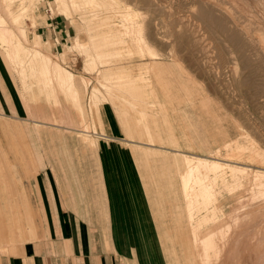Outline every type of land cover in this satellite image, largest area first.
<instances>
[{
	"label": "rangeland",
	"instance_id": "obj_1",
	"mask_svg": "<svg viewBox=\"0 0 264 264\" xmlns=\"http://www.w3.org/2000/svg\"><path fill=\"white\" fill-rule=\"evenodd\" d=\"M53 1L54 0H42L41 2H39L38 5H36L35 10H33L32 12V14H34V18H32L33 20L30 17L31 11L28 10L29 13H27L26 11L28 15H25L26 14L25 13L24 15L26 18L23 17L24 20L23 18L21 20H22V23L25 24L24 28H25V32L27 30L26 32L27 38L22 37L24 35L20 33V30L17 29L18 28L17 26H13L14 30L16 31L18 35L15 37L14 43L19 41L29 51L27 52V54L25 53L27 57L25 55H22L23 58L24 57L26 58V59L24 58V61L25 60L27 61L30 59L31 61H33L32 62L33 65L31 66L28 65V63L27 64L24 63L25 66H28L27 68H25V69H28L27 70L28 72L26 71L23 77L25 78V80L22 79V76H20L19 72L16 71V63H13L14 66L13 68H11V66L7 62L6 57L4 55L5 51H2L3 49H0V64L2 68L5 70V74L10 77L9 81L11 80L10 82L12 83V87L15 92V96L17 100L22 104L23 108L25 107L24 109L21 110V113H20L21 118H13V117L6 116V115L4 117H0V169H2V173L5 177V180L8 183V188L11 191V195L13 197L14 203L21 206L24 209L23 207L24 200L22 198L23 196L27 198V202H28V205L31 211L30 213L33 214V217H32L34 221L33 223L38 222L41 224V219H40V213L37 207V203L36 201H34L35 194L32 190L30 183H31L32 178L35 176V171L37 167L36 161L38 160L42 161V158H43L42 152L44 148L43 145L45 144V141L48 144V146L52 145L54 148L55 145H61V142L64 139L70 140L72 136L73 138L78 140V142L83 141L86 145H91V146L93 145L95 147V143L94 144L92 143L94 140L91 138V134L92 132H94L95 135H99V134L101 135V133L102 134L107 133L106 132V121L104 118V111L106 112L107 107L109 105H111L116 111L117 117L122 127H123V124H125V126L126 125L132 126L133 130L131 133L136 136L135 141L145 145V147H142V148L148 147L145 144L147 143V141L145 140L147 139V137L144 135L145 125L151 126L154 138L156 139L159 138L161 130H164L163 128L164 124L167 127L166 129H169L170 127L169 122L164 123L163 119L161 118L160 113L162 111V113L165 112L166 114H169V116H171V114L173 113V111L171 110L173 108V105H172V102H173L175 104L174 109L176 110V112H181L182 110L186 109L187 110V112L185 113L186 116H189V113H190V117H192L195 123H197L196 124V133L198 135L197 137L200 140L203 139V142L211 138L210 133H215V135L219 137V140H223L224 139L223 134L228 133L230 134L229 137L235 138V137L240 136L238 131L239 132L242 131L241 133H243V130L245 129L244 133L249 134L251 138L257 141L258 144L262 143L260 145H262L264 149V134H262V131L264 130V119H261V118H264L263 116L264 114L263 113L264 111V92H263L264 91L263 89L264 88V80H263L264 79V56L257 53L258 49L254 47L253 45H251L250 43V37L256 36L257 35L256 33L263 34L264 36V17H263L264 16V11H263L264 10V6H263L264 0H259L260 3H258L259 2L258 0H238V1L237 0H229V1L226 0L225 2L223 0H219V2L223 6H225L226 8L229 7L232 13L235 12L233 13V15L235 16L233 18L234 21H232V19L230 18L228 21V17H227L228 15H222L219 12H217L219 14L216 13L217 16L220 15L219 17H223L225 19L227 18L226 20L223 19L224 20L223 24L226 25L225 28L224 26L220 27V25H214L212 26V28L209 26L207 27L208 25L207 22L203 21L202 19L201 20L198 19V16L200 18V13H201V8H200L201 1L200 0H189L190 2L188 0H187L188 2L186 0H180L174 3L172 6H169V7L162 6L163 7V8L161 7L163 9L162 11H161L160 6L158 7L157 4H153L154 6L153 5L150 6V5H141V4H135L133 2H130V7H127V8L123 6L124 4H121L122 11L124 12L131 11L134 14L133 20L135 24L137 26L139 24V26H141V30L144 29L143 30L144 32H141L142 36L147 37L146 39L150 42L152 47L155 49L154 51H156L157 55L154 56L152 52H149L147 50L142 51V53L144 54L141 55L139 51L137 52L136 50V44L135 43H134L135 45L130 44L131 40L130 38H128L129 36L126 37L120 34V37H123V40L126 42V45L124 44L125 49H121V55L119 54V56H110L112 62L109 63L107 68H114L113 70L114 72L113 71L112 72L116 73L115 70L119 68L117 70L119 72L121 70L120 68L124 66L122 67L124 71L130 72L133 76H139V74L140 75L144 74L145 76L143 75V77L145 78L148 77L147 81H145L146 79L144 81L139 80L138 83L142 82L143 84L145 83L147 84V85H144V90L146 91V95H148V92L154 93L156 98H153V99L157 100L156 101L157 103L159 102V100L160 101L162 100L161 94L163 95L164 92L166 93L164 94V96L167 95L172 98L175 97V99H169V102L164 105L165 107L164 110L161 109L160 104H157L159 113H155L147 109L149 110V114H147V116L145 117L146 118L145 121L140 120V113H139V110H141L142 107L144 106V102L142 104V98L140 97L135 98L131 96V92L134 90H132V88L130 87L129 88L127 87L123 88V86L122 87L120 86L121 88L117 87L119 85L114 83L113 77H111V79L113 78L112 80L109 78L103 77V74L106 72L104 71L105 69L99 65L98 59H96V62L94 61L96 64L93 62V60H95L94 58L95 57V54H94L95 40L96 41L99 40L98 30L102 29L103 26L101 24H103L104 23L103 20H106L108 17L106 18V16H104L105 19H103V16H100L97 18L94 16H91V17L89 16L87 18H83V17L81 18V16L77 14L72 19L66 20L64 16L59 15L56 12L55 7L53 5ZM186 3L188 4L186 5ZM195 3L197 5H195ZM106 5L107 4H105L104 9H101L103 10L102 11L103 13L106 11L105 10ZM257 5L259 6L258 8H257ZM48 6L52 7L51 9H54V13L52 11L50 12ZM102 6L104 7L103 4ZM231 6L232 8L234 6L235 9L230 8ZM244 6H247V7H244ZM103 7H100V8H103ZM188 7L191 10L195 9L196 7L197 8L195 9V11L194 10L191 11ZM100 8H98V10ZM158 8L160 9L158 10ZM247 8L249 9L251 8V9L249 10ZM197 9H199L200 12ZM165 10L168 12H166ZM179 10L180 12H176ZM134 11L136 12L134 13ZM163 11L165 14L163 13ZM190 11L195 12V13H191ZM196 12H199L198 15H196L197 14ZM162 13L165 16H163ZM237 13L238 15H236ZM168 15L170 16V18ZM236 16H239V17H236ZM28 17H29V20H28ZM182 17H183V21L181 20ZM244 17H246V20L244 19ZM58 18L63 19L65 22L68 23V27L72 28L70 29L72 30V33L70 34V37H68V41L63 40L61 39L60 36H56V35L53 36L52 39H49V40L46 37L43 38L41 36L42 31H43L42 28L46 26L47 20H49V22L51 23L52 21H55ZM190 18L193 20H191ZM247 18H249V21ZM109 19H111V21L110 20L107 21L108 19L106 21L110 22V24H112L113 26H115L116 24L118 29L123 28L122 25L125 21L124 18L120 19V16L119 17L115 16V18L114 16H112V17H109ZM184 19H186V22L184 21ZM100 20L102 23L100 22ZM189 20L191 21L188 22ZM235 21L236 23H234ZM250 21H253V23L255 21V23L253 24L251 22L252 23L251 24ZM245 22H248V23H245ZM23 24L21 25L19 24V26H23ZM199 24L201 25L200 28H199ZM244 24L245 25L247 24V26H245ZM193 25L195 26L194 28H193ZM255 25H259V26L261 25V26L256 27ZM99 26H100V29L96 30L97 28L95 27L99 28ZM196 28L198 29L196 30ZM55 29H57V27ZM237 30L239 31L238 33H237ZM256 30H259L261 32H258V31L256 32ZM200 31H202L203 33ZM195 33H196V36H195ZM38 34L41 36L42 44L40 46H35L34 42L36 40V35ZM246 35H248L249 37ZM230 36L231 38H233V40L230 39ZM77 37H79L80 41L86 45V49L90 51L89 53L86 54L84 51H79V50L75 51V50L69 49V47H71L74 44V39ZM247 37L248 39H246ZM221 38H224V40ZM225 41H227L226 44L229 47L225 44ZM246 43L248 46H246ZM209 45L210 46L212 45V47H210ZM128 46H132L135 49L134 53L131 55L128 52ZM233 47L236 49H234ZM35 50L36 51L38 50V52L40 51L41 53H44V55L48 56L53 61L59 63L64 69H67L73 72L76 76H78V79L80 80V82H78V86L79 87L84 86L85 88V91L82 92L83 94L82 102H77L75 99H72L71 93L67 91V86H63V84L60 83L56 79V77L51 75L49 78V75H43L39 71L40 69L39 67L43 62L42 60H40L41 56L40 57L36 56V57L31 58L32 53L34 54ZM219 50H220V53H219ZM254 50H256V52ZM241 51H243L242 54H241ZM146 52H149V53H146ZM62 54H66L67 55V56L65 55L66 58L62 56ZM237 54H240V55H237ZM92 55H94L93 58H92ZM247 56L248 57L250 56L251 58H248ZM261 59L262 61H260ZM88 61L89 63L91 61L93 62L91 67L86 66V63L88 64ZM123 69L121 70V72L123 71ZM233 69H235L236 71ZM256 71H259V72L256 73ZM234 73H236L237 75L236 74L234 75ZM26 77L29 79H27ZM82 77L84 78L87 77L86 81H83ZM258 77H261L262 79L261 78L258 79ZM23 82L24 83L27 82L28 84L25 85ZM147 82H150L151 86ZM95 87L99 91L98 100H97L98 106L97 105L95 106V97H94ZM236 88H237V91L239 90L238 92L236 91ZM50 92H52V94H50ZM122 96L123 97L125 96L126 98L125 97L123 98ZM121 99L124 100L123 101L124 106H125L124 108L122 107L123 102L121 101ZM24 100L28 102L29 106L25 104ZM130 101L132 103L136 101L137 105H132ZM81 106L83 107V112L81 111ZM148 106L152 107L153 105L149 104ZM151 107L150 109H152ZM124 109L126 110L125 113L123 112ZM180 117L182 119L181 115ZM100 120H102L101 123L103 124L99 128L101 124L99 123ZM238 124H242V125L238 126ZM255 127L257 129L259 128L258 132H256L257 130H255ZM16 129L17 130L20 129V130L14 131ZM55 129L56 130L58 129L57 130L58 132L53 131ZM197 129L199 133L197 132ZM83 130L88 131V133L83 134L84 133ZM85 135H90V136H85ZM91 139H92V142H91ZM138 147H141V146H138ZM187 150H190V148L188 147ZM191 151H193L192 148H191ZM37 163L39 164V162ZM13 174L15 175V181L12 180L14 179ZM16 180H18L19 183ZM22 191L24 192V194L21 193ZM250 191L251 190L249 186L247 187L244 186L243 188L241 187L240 189H238L236 191V194L234 193L233 195H227L226 201H228V204L225 203L226 204L225 209L227 211V214H230L231 212L232 213L231 215L233 216L237 213L239 215H236V216L238 218L240 217L239 220L231 219L230 221L231 230L229 229L228 236H227V242L229 241L228 242L229 246H234V247H236L235 245H239V247H242V248L244 246L246 247H250L253 245L254 247L256 246L255 247L256 249L254 248V250L253 248L252 249L246 248V249H249L247 250L249 252L252 250L255 254V257L260 255L261 257H257L256 259L259 258L258 262L260 261L259 262L260 264H264V258H263V255H264V232H263L264 231V228H263L264 227V221H263L264 203L262 202L263 199L260 200V198H257L256 201L257 203L259 202V204H257L255 201L254 205L256 207H253L252 206L253 201L251 202L252 195ZM241 198L242 199L246 198L244 201H247L249 205H247L246 203L243 209L241 208L242 210L239 209L240 212L236 210L235 211L236 213L234 212L233 214V211L230 210V205H232L233 202H236L237 199H241ZM250 205H251V208L253 207L252 211L254 210L255 213L251 212ZM1 206L2 204H1V197H0V218H3L2 217L3 215L1 213V209H2ZM246 207H248L247 212L246 211L243 212L244 209L246 210ZM241 211L243 212L242 214H241ZM257 212H260V213L262 212V213L260 214ZM250 214H253V216H251L250 220L249 219L247 220L246 216H248L249 218ZM261 216L263 219L261 218ZM242 219L246 225L243 224ZM251 220H253V222ZM1 223L5 226L3 221H1ZM239 224L240 225L243 224L241 228L239 227L240 226ZM232 225L234 227H232ZM258 226L260 228L263 226L261 228L263 230H261ZM245 227H246V230H245ZM252 227L256 228L257 230L254 231L255 229H253ZM241 230H244L245 232ZM7 232L8 231L5 226L4 227L5 236L1 237L0 235V244L1 242H4L5 244L3 245L5 246L9 245L7 243L9 241ZM260 233L263 234V238H262V234L260 235ZM183 235H184L183 233L175 234L176 236L175 239L178 240L180 244L185 245L188 240H186V238L183 239ZM246 235H250V236H246ZM236 236H238V238ZM242 237H243V240H242ZM239 238L241 239L239 240ZM248 239L249 241L251 240L250 242L252 243V245L251 243L249 244ZM232 241L234 242L232 243ZM240 244L243 246H241ZM257 244L259 245V247ZM234 249H228V250L229 252L233 251L235 253L236 249L235 250ZM258 249L260 250L257 251ZM241 251H243V249L237 250V253H236L237 255L235 254V258H234L239 263L242 260L240 259ZM179 261H180V264H192L189 258L179 259L178 262ZM230 264H236V262L234 261L233 263L231 262Z\"/></svg>",
	"mask_w": 264,
	"mask_h": 264
},
{
	"label": "crops",
	"instance_id": "obj_2",
	"mask_svg": "<svg viewBox=\"0 0 264 264\" xmlns=\"http://www.w3.org/2000/svg\"><path fill=\"white\" fill-rule=\"evenodd\" d=\"M42 29L41 36L48 40L56 35L68 41L72 33L68 23L59 18L51 23L47 20ZM9 79L0 64V117L21 118L24 108ZM164 94L158 103L154 93L148 92L151 99L133 96L146 104L139 110L140 120L141 115L149 114L145 108L150 101L154 103L151 111L159 113L157 104L164 110L169 99H175ZM132 105H137L136 101ZM172 105L171 116L160 113L170 127L166 129L164 124L158 139L151 126L145 125L146 148L135 141L132 126L120 125L111 105L104 111L107 133L91 134L95 147L82 145L72 136L54 148L45 141L42 161H36L30 183L41 224L32 219L36 236L33 238L27 225L31 234L26 241L11 244L7 204L20 211L0 169V234L5 236L6 226L9 238L8 246L0 244V264H177L181 250L191 244L189 240L186 247L180 244L175 234H189L190 230L186 224H177L171 203L184 200L177 157L194 153L189 141L194 138L195 121L190 113L186 116V109L176 112ZM204 143L201 139L200 155ZM13 178L15 181L14 174ZM22 199L23 216L32 218L27 198Z\"/></svg>",
	"mask_w": 264,
	"mask_h": 264
},
{
	"label": "bare ground",
	"instance_id": "obj_3",
	"mask_svg": "<svg viewBox=\"0 0 264 264\" xmlns=\"http://www.w3.org/2000/svg\"><path fill=\"white\" fill-rule=\"evenodd\" d=\"M42 0H0V49H3L2 51L4 52V55L6 57L7 62L9 63V65L11 66V68H13L14 64L16 63V71L19 72L20 76H22V79L25 80L24 74L28 69V66H25L24 63H28V65H33V61L30 60H25L22 55H25V53L27 54L28 49L22 45L19 41L14 43L15 37L18 36L16 31L14 30L13 26H17L20 30V33L24 36V38H27V30L25 32V28L24 25L22 23V18L25 17V15H28L27 13L28 10L31 11L30 13V17L31 19L34 18V14H32L33 10H35L36 5H38L39 2H41ZM177 1L180 0H54L53 1V5L55 7L56 12L59 15H62L66 18V20L68 19H72L75 15H80L81 18H87V17H100L106 16L107 21H111V19H109V17L114 16H120V19L124 18V23L122 25V29H118L116 24L115 26H113L112 24H110V22H107L106 20H103L104 23L101 24L103 27L101 30L100 26L95 27L97 28L96 30H98L99 32V40L96 41L95 40V60H93V62H96V59L99 60V65L104 68L106 71L103 74V77L105 78H109L111 79V77L114 78V83L118 84L119 86L117 87H127V88H132L131 92V96H135V95H140L143 97H147L149 99H151L150 95H146V91L144 90V85H147L146 83L143 84L142 82L138 81H147L148 77H143V75L139 76H133L130 72L124 71V69L122 66L120 69L123 71L121 72V70L118 72L117 70L116 73H113L114 68H107L109 63H111V58L110 56H119V54L121 55V49H125L124 48V44L126 45V42L123 40V37H120V34L123 36H126L128 38H130L132 45L136 44V50L137 52L139 51V53L141 55H143L144 53H142V51H149L152 52V54L154 56L157 55L156 51H154L155 49L152 47V45L150 44V42L146 39L147 37L142 36L141 32H144L143 30H141V26H138L135 24L133 18H134V14L131 11H122V6L121 4H124V7H130V2H133L135 4H141V5H153V4H157L158 7L160 6V8L162 6H172L174 3H176ZM187 1V0H186ZM189 1V0H188ZM187 1V2H188ZM201 1V13H200V18L198 16V19H202L203 21L207 22V27H211L214 25H220L224 26L225 28V24L224 20L225 18L223 17H219L217 16V14H222V15H228V21L229 18L233 20V18L235 17L233 15V12L231 11V9L226 8L225 6H223L219 0H200ZM224 2L226 0H223ZM229 1V0H228ZM238 1V0H237ZM259 1V0H258ZM190 2V1H189ZM247 2V1H246ZM48 3V1H47ZM192 3V2H191ZM228 3V2H226ZM225 3V4H226ZM234 3V2H233ZM236 3V2H235ZM260 3V1L258 2ZM263 3V1H262ZM50 4V3H49ZM102 4L104 5V7L102 6ZM105 4L106 5V11L103 13L101 9L105 8ZM183 4V2H182ZM188 3H186L187 5ZM200 4V3H199ZM243 4V3H242ZM156 5V7H157ZM181 5V4H180ZM194 5V4H193ZM195 5H197L195 3ZM228 5V4H227ZM226 5V6H227ZM121 6V7H120ZM154 6V5H153ZM184 6V5H183ZM229 6V5H228ZM262 6V5H261ZM264 6V4H263ZM2 7V9H1ZM103 7V8H100ZM135 7V6H134ZM175 7V6H174ZM178 7V6H177ZM190 7V6H189ZM188 7V8H189ZM247 7V6H244ZM259 6L257 5V8ZM50 12L52 11L54 13V9H51L52 7H49ZM98 8H100L98 10ZM158 8V10L160 9ZM163 8V7H162ZM161 8V11L163 10ZM172 8V7H171ZM182 8V7H181ZM184 8V7H183ZM192 8V6H191ZM194 8V7H193ZM197 8V7H196ZM195 8V9H196ZM232 8V6L230 7ZM125 9V8H124ZM137 9V8H136ZM176 9V8H174ZM190 9V8H189ZM188 9V10H189ZM195 9H192L195 11ZM232 9H235L234 6ZM249 9V8H247ZM251 9V8H250ZM249 9V10H250ZM4 10V11H3ZM127 10V9H126ZM130 10V9H129ZM168 10V9H167ZM178 10V9H177ZM191 10V9H190ZM191 10V11H192ZM199 11V9H197ZM196 10V11H197ZM260 10V9H259ZM27 11V13H26ZM166 11V10H165ZM171 11V10H170ZM169 11V12H170ZM190 11V12H191ZM234 11V10H233ZM237 11V10H236ZM264 11V10H263ZM136 11H134L135 13ZM168 12V11H166ZM176 12H180L176 11ZM186 12V11H185ZM184 12V13H185ZM188 12V11H187ZM200 12V11H199ZM199 12H196L198 15ZM219 12V13H217ZM238 12V11H237ZM252 12V11H251ZM260 12V11H259ZM26 13V14H25ZM164 13V11H163ZM162 13V14H163ZM191 13H195V12H191ZM217 13V14H216ZM240 13V12H239ZM249 13V12H248ZM25 14V15H24ZM165 14V13H164ZM163 14V16H165ZM167 14V13H166ZM261 14V13H260ZM24 15V16H23ZM52 15V14H51ZM142 15V14H141ZM181 15V13H180ZM183 15V14H182ZM192 15V14H191ZM195 15V14H194ZM238 15V13L236 14ZM240 15V14H239ZM263 15V14H262ZM139 16V15H138ZM137 16V17H138ZM169 16V15H168ZM174 16V15H173ZM186 16V15H185ZM260 16V15H259ZM178 17V15H177ZM187 17V16H186ZM185 17V18H186ZM194 17V16H193ZM239 17V16H236ZM243 17V16H242ZM254 17V16H253ZM262 17V16H261ZM264 17V16H263ZM26 18V17H25ZM102 18V17H101ZM99 18V19H101ZM167 18V17H166ZM165 18V19H166ZM170 18V16H169ZM173 18V17H171ZM256 18V17H255ZM260 18V17H259ZM37 19V18H35ZM92 19V18H91ZM117 19V18H116ZM138 19V18H137ZM163 19V18H162ZM191 19V18H190ZM227 19V18H226ZM225 19V20H226ZM243 19V18H242ZM244 19L246 20V17H244ZM249 21V18H247ZM257 19V18H256ZM261 19V18H260ZM24 20V18H23ZM29 20V17H28ZM33 20V19H32ZM83 20V19H82ZM85 20V19H84ZM90 20V19H89ZM113 20V19H112ZM164 20V19H163ZM183 21V17L181 19ZM193 20V19H191ZM191 20H189L188 22H190ZM236 20V18H235ZM241 20V19H240ZM253 20V19H252ZM255 20V19H254ZM35 21V20H34ZM33 21V22H34ZM70 21V20H69ZM106 21V22H105ZM176 21V20H175ZM174 21V22H175ZM180 21V20H178ZM181 21V23H182ZM184 21L186 22V19H184ZM231 21V20H230ZM244 21V20H243ZM242 21V22H243ZM36 22V21H35ZM99 22V21H98ZM101 22V20H100ZM126 22V23H125ZM138 22V21H137ZM166 22V21H165ZM169 22V21H168ZM197 22V21H196ZM195 22V24H196ZM240 22V21H239ZM253 23V21H250V23ZM37 23V22H36ZM102 23V22H101ZM179 23V22H178ZM198 23V22H197ZM202 23V22H201ZM236 23V21L234 22ZM248 23V22H245ZM251 23V24H252ZM255 23V21H254ZM253 23V24H254ZM19 24H23V26H19ZM100 24V23H99ZM191 24V23H190ZM194 24V22H193ZM223 24V25H222ZM239 24V23H238ZM237 24V25H238ZM35 25V24H34ZM119 25V24H118ZM121 25V24H120ZM189 25V23H188ZM232 25V24H231ZM236 25V26H237ZM240 25V24H239ZM243 25V24H242ZM245 25V24H244ZM177 26V25H176ZM184 26V24H183ZM198 26V25H197ZM196 26V27H197ZM200 24H199V28H200ZM228 26V25H227ZM241 26V25H240ZM247 26V24L245 25ZM256 27L259 25H255ZM261 26V25H260ZM259 26V27H260ZM119 27V26H118ZM121 27V26H120ZM182 27V25H181ZM186 27V26H185ZM192 27V26H191ZM195 26L193 25V28ZM206 27V28H207ZM218 27V26H217ZM232 27V26H231ZM235 27V26H234ZM244 27V26H243ZM254 27V25H253ZM263 27V25H262ZM188 28V27H187ZM223 28V30H224ZM227 28V27H226ZM241 28V27H240ZM245 28V27H244ZM242 28V29H244ZM252 28V27H251ZM250 28V29H251ZM198 28H196L197 30ZM209 29V28H208ZM221 29V28H220ZM238 29V28H237ZM248 29V28H246ZM257 29V28H255ZM183 30V29H182ZM192 30V29H191ZM195 30V29H194ZM203 30V29H202ZM205 30V29H204ZM218 30V29H217ZM222 30V29H221ZM234 30V29H233ZM232 30V32H233ZM239 30V29H238ZM237 30V33L240 31ZM252 30V29H251ZM261 30V29H260ZM18 31V30H17ZM199 31V30H198ZM231 31V30H230ZM236 31V30H235ZM248 31V30H247ZM261 32L259 30H256V32ZM194 32V31H193ZM196 32V31H195ZM202 32V31H200ZM217 32V31H216ZM221 32V31H220ZM224 32V31H223ZM222 32V33H223ZM229 32V31H228ZM242 32V30H241ZM245 32V31H244ZM147 33V32H146ZM203 33V32H202ZM230 33V32H229ZM165 34V33H164ZM189 34V32H188ZM194 34V33H193ZM226 34V33H225ZM236 34V33H235ZM243 34V32H242ZM254 34V33H253ZM256 36H251L250 37V43L251 45H253L254 47H256L258 49L259 54L264 56V36L263 34H258L256 33ZM159 35V34H158ZM171 35V34H170ZM205 35V34H204ZM208 35V33H207ZM213 35V34H212ZM215 35V34H214ZM218 35V34H217ZM230 35V34H229ZM250 35V34H249ZM194 36V35H193ZM196 36V33H195ZM228 36V35H226ZM248 36V35H246ZM244 36V37H246ZM145 37V38H144ZM187 37V36H186ZM204 37V36H203ZM236 37V36H235ZM249 37V36H248ZM248 37L246 39H248ZM132 38V39H131ZM182 38V37H181ZM208 38V37H207ZM214 38V37H213ZM226 38V37H224ZM224 38H221L224 40ZM238 38V37H237ZM150 39V38H148ZM202 39V38H201ZM230 39L233 40V38ZM245 39V38H244ZM181 40V39H180ZM204 40V39H203ZM208 40V39H207ZM238 40V39H236ZM235 41V40H234ZM240 41V40H239ZM238 41V42H239ZM244 41V40H242ZM248 41V40H247ZM246 41V42H247ZM205 42V41H203ZM207 42V41H206ZM212 42V41H211ZM224 42V41H223ZM227 41H225L226 44ZM135 43V44H134ZM201 43V42H199ZM210 43V42H209ZM237 43V42H236ZM244 43V42H243ZM248 43V42H247ZM246 43V46H248ZM42 44L41 41V36L38 34L36 35V40L34 42L35 46H40ZM218 44V43H217ZM232 44V43H231ZM207 45V44H205ZM213 45V44H212ZM212 45L210 47H212ZM227 45V44H226ZM234 45V44H233ZM232 45V46H233ZM188 46V45H187ZM217 46V45H216ZM228 46V45H227ZM250 46V45H249ZM208 47V46H207ZM206 47V48H207ZM229 47V46H228ZM227 47V48H228ZM236 47V46H235ZM245 47V46H244ZM36 48V47H35ZM205 48V47H204ZM234 48V47H233ZM251 48V47H250ZM37 49V48H36ZM70 50H79V51H84L86 54L89 53L90 51H88L86 49V45L84 43H82L79 39V37L74 39V44L69 47ZM93 49V50H94ZM193 49V48H192ZM209 49V48H208ZM213 49V48H212ZM222 49V48H221ZM230 49V48H229ZM236 49V48H234ZM127 50V49H126ZM134 48L132 46H128V52L129 54H133L134 53ZM231 50V49H230ZM243 50V49H242ZM213 51V50H212ZM256 52V50H254ZM146 52V53H149ZM216 52V51H215ZM213 52V53H215ZM230 52V51H229ZM237 52V50H236ZM239 52V51H238ZM243 51H241L242 54ZM245 52V51H244ZM251 52V51H250ZM249 52V53H250ZM211 53V52H210ZM220 53V50H219ZM92 54V53H90ZM138 54V53H137ZM223 54V53H222ZM233 54V53H232ZM66 54H62V56H65ZM148 55V54H147ZM151 55V54H149ZM240 55V54H237ZM26 56V55H25ZM31 56V55H29ZM36 56H41L40 60H42V64L40 65V69L39 71L43 74V75H49V78L51 75H53L54 77H56V79L63 84V86H67V91L71 93L72 99H75L77 102H82V98H83V94L82 92L85 91L84 86L82 88H80L78 86V82H80V80L78 79V76H76L73 72L64 69L59 63L53 61L52 59H50L48 56L44 55V53H41L40 51L38 52V50H35V53H32V57H36ZM94 55H92L93 58ZM257 56V55H256ZM4 57V58H5ZM27 57V56H26ZM90 57V56H89ZM88 57V58H89ZM227 57V56H226ZM248 57V56H247ZM91 58V57H90ZM89 58V59H90ZM234 58V56H233ZM248 58H251L250 56ZM254 58V57H253ZM26 59V58H25ZM29 59V58H28ZM222 59V58H221ZM227 59V58H226ZM240 59V57H239ZM258 59V58H257ZM29 61V62H28ZM224 61V60H223ZM234 61V60H233ZM255 61V60H254ZM262 61V59L260 60ZM92 62V61H91ZM88 64L86 63V66H92V63ZM94 62V63H95ZM225 62V61H224ZM252 62V61H251ZM18 64V66H17ZM96 64V63H95ZM237 65V64H235ZM249 65V64H248ZM260 65V64H259ZM29 66V67H30ZM34 67V66H33ZM94 67V65H93ZM92 67V69H93ZM230 67V66H229ZM248 67V66H247ZM263 67V66H261ZM36 68V67H35ZM257 68V67H256ZM20 69V70H19ZM30 69V68H29ZM34 69V68H32ZM31 69V70H32ZM116 69V68H115ZM231 69V68H230ZM262 69V68H261ZM235 70V69H233ZM247 70V69H246ZM113 71V72H112ZM129 71V70H128ZM229 71V70H228ZM236 71V70H235ZM16 72V73H17ZM28 72V71H27ZM259 71H256V73ZM33 73V72H32ZM255 73V72H254ZM263 73V72H262ZM18 74V73H17ZM31 74V73H30ZM226 74V73H225ZM236 73H234L235 75ZM29 75V74H28ZM32 75V74H31ZM30 75V77H31ZM227 75V74H226ZM231 75V73H230ZM229 75V76H230ZM237 75V74H236ZM239 75V74H238ZM261 75V74H260ZM27 76V75H26ZM33 76V75H32ZM145 76V75H144ZM256 76V75H255ZM19 77V76H18ZM29 77V76H28ZM218 77V75H217ZM223 77V76H222ZM235 77V76H234ZM238 77V76H237ZM236 77V78H237ZM246 77V76H245ZM244 77V78H245ZM27 78V77H26ZM87 78V77H86ZM86 78L82 77L83 81H86ZM112 78V79H113ZM126 78V79H124ZM220 78V77H219ZM242 78V77H241ZM261 77H258V79H260ZM29 79V78H27ZM26 79V80H27ZM111 79V80H112ZM257 79V78H256ZM262 79V78H261ZM89 80V79H88ZM226 80V79H225ZM233 80V78H232ZM235 80V79H234ZM247 80V79H246ZM264 80V79H263ZM23 81V80H22ZM245 81V80H244ZM250 81V80H249ZM30 82V81H29ZM24 83V82H23ZM142 83V84H140ZM150 86L151 83L147 82ZM231 83V81H230ZM236 83V82H235ZM256 83V82H255ZM25 85L28 84L27 82L24 83ZM115 84V85H116ZM224 84V83H223ZM234 84V82H233ZM245 84V83H244ZM31 85V84H30ZM103 85V84H102ZM148 85V86H149ZM153 85V84H152ZM106 86V85H105ZM108 86V84H107ZM110 86V85H109ZM230 86V85H229ZM28 87V85H27ZM116 87V88H117ZM120 87V88H121ZM221 87V86H220ZM232 87V86H231ZM260 87V86H259ZM262 87V86H261ZM31 88V87H30ZM245 88V87H244ZM29 89V88H28ZM233 89V88H232ZM264 89V88H263ZM31 90V89H30ZM230 90V89H229ZM112 91V90H111ZM141 91V93H140ZM233 91V90H231ZM237 91V88H236ZM239 91V90H238ZM237 91V92H238ZM241 92V91H240ZM254 92V91H253ZM256 92V91H255ZM264 92V91H263ZM110 93V92H109ZM229 93V92H228ZM235 93V92H234ZM245 93V91H244ZM50 94H52V92H50ZM108 94V93H107ZM240 94V93H239ZM34 95V94H32ZM31 95V96H32ZM98 95H99V91L98 89L95 87V106L97 105V100H98ZM260 95V94H259ZM27 96V95H26ZM52 96V95H51ZM119 97V96H117ZM123 97V96H122ZM125 97V96H124ZM123 97V98H124ZM34 98V96H33ZM126 98V97H125ZM244 98V97H242ZM241 98V99H242ZM25 99V98H23ZM100 99V97H99ZM36 100V99H35ZM25 101V100H24ZM119 101V100H118ZM121 101L123 102L124 100L121 99ZM128 101V100H127ZM258 102V101H257ZM25 104L27 106H29L28 102L25 101ZM120 104V103H119ZM150 104L153 105V101H150ZM263 105V104H262ZM98 106V105H97ZM260 106V105H259ZM122 107L124 108V102ZM149 107V106H148ZM145 108V111H147V109L149 110H153L154 106H150L152 109H150V107ZM25 108V107H24ZM27 108V107H26ZM122 108V109H123ZM81 111L83 112V107L81 106ZM262 111V110H261ZM123 112L125 113V109L123 110ZM144 113V112H143ZM264 113V111H263ZM262 113V114H263ZM264 116V114H263ZM142 119L145 120L146 118V114L144 113L143 115H141ZM255 119V118H254ZM257 119V118H256ZM264 119V118H261ZM257 121V120H256ZM102 120L99 121V123H101ZM251 122V121H250ZM253 123V122H252ZM103 123L100 124L99 128L101 127ZM196 124L194 123V127H193V131H194V138L193 140L191 139L190 142V146L193 149L194 153H192L191 155H187V154H182V155H178L177 159L179 162V166L181 168V178H182V187H183V197L184 200H178L175 202L171 203V209L172 212L174 214V217L176 219H178V223L177 224H181L182 226L184 224L188 225V228L190 230L189 234H186L185 232L183 233V239L186 238V240H189L190 242V248L189 249H182L181 250V254L179 259H190V262L192 264H230L231 262L233 263L234 261L236 262V264H260L258 262V259H256L257 257H261L256 256L254 252L251 250L250 252L247 251L249 249L246 248H250L254 250V245L250 246V247H246L244 246L239 247V245H235L234 246H229V241L227 242V236H228V232L230 229V221L231 219L233 220H239V218L236 215L237 214L235 211L238 210L240 212L239 209H243V207L246 205L247 201H244L245 199H237L236 202H233L232 205H230V210L236 213L235 215H231L232 213L230 212V214H227V211L225 209L226 204H228V201H226L227 199V195H233L234 193L236 194V191L238 189H240L241 187L243 188L244 186H249L250 187V193H251V202L253 201V207H256L254 205V202L257 200V198H260L264 200V149L262 147V143L258 144L256 140H254L253 138H251V136L247 133H243L239 132L238 137L232 138L229 137L230 134H223V140H219V137H217L215 135V133H210L211 134V138L208 139L207 141L205 140L204 143V148H203V155H200L198 152L201 149V140L197 137V133H196ZM254 124V123H253ZM242 125V124H238ZM255 125V124H254ZM237 126V127H238ZM252 126V124H251ZM259 126V125H258ZM104 127V126H103ZM102 127V128H103ZM236 127V125H235ZM227 128V127H225ZM252 128V127H251ZM261 128V127H260ZM96 129V128H95ZM104 129V128H103ZM232 129V128H231ZM239 129V128H237ZM236 129V130H237ZM254 129V128H253ZM259 129V128H258ZM258 129L255 127V130H257L256 132H258ZM262 129V128H261ZM214 130V129H213ZM241 130V129H239ZM252 130V129H251ZM231 131V130H230ZM66 132V131H65ZM83 134L88 133V131L83 130ZM198 132V129H197ZM246 132V131H245ZM252 132V131H251ZM75 133V132H74ZM199 133V132H198ZM208 133V132H207ZM241 133V134H240ZM258 134V133H257ZM262 134H264V130L262 131ZM100 135V134H99ZM101 135H104L101 133ZM252 135V134H251ZM85 136H89V135H85ZM201 136V135H200ZM262 136V135H261ZM263 137V136H262ZM207 138V136H206ZM205 138V139H206ZM92 142V139H91ZM82 145H85V143L83 141L80 142ZM93 144L97 143L95 140L92 142ZM98 145V144H97ZM93 146V145H92ZM35 164V163H34ZM37 173V172H36ZM5 181V180H4ZM3 181V182H4ZM5 184V182H4ZM7 186V185H6ZM5 191L8 195L9 191L8 189L5 187ZM38 189V188H37ZM246 189V188H245ZM39 190V189H38ZM37 190V191H38ZM244 190V189H243ZM40 192V191H39ZM246 192V191H245ZM248 194V193H246ZM238 196V195H237ZM249 200V199H248ZM262 200V202L264 203V201ZM6 203V202H5ZM257 203V201H256ZM255 203V204H256ZM252 204V203H250ZM259 204V202L257 203ZM247 205H249L247 203ZM252 207V208H253ZM7 213L9 215V229L10 232L9 234V238L10 241L12 242L11 244H13L16 241H26L27 237L29 236L30 231L27 229L29 225L32 232H33V238L36 236L34 233V227L32 225V218H25L23 216V208L21 206H18V211L20 212H16V209L13 208L10 204V206H8L7 204ZM251 208V205H250ZM251 208V212H254V210L252 211ZM223 209V211H222ZM241 209V210H242ZM264 209V208H263ZM262 209V211H263ZM248 207H246V210L244 209L243 212H247ZM237 211V212H238ZM256 211V210H255ZM260 211V209H259ZM241 211V214L243 213ZM255 213V212H254ZM260 213V212H257ZM262 213V212H261ZM260 213V214H261ZM245 214V213H244ZM259 214V215H260ZM264 214V212H263ZM241 216V215H240ZM245 216V215H244ZM251 216H253V214H250V217H247V220L251 218ZM260 217V216H259ZM258 217V218H259ZM253 218V217H252ZM262 218V216H261ZM263 219V218H262ZM241 220V219H240ZM243 221V219H242ZM246 221V220H245ZM253 222V220H251ZM260 221V220H259ZM262 221V220H261ZM264 221V219H263ZM262 221V222H263ZM251 222V223H252ZM261 222V223H262ZM258 223V222H257ZM260 223V224H261ZM243 224L244 221H243ZM242 224V225H243ZM240 225V224H239ZM242 225H240L239 227L241 228ZM246 225V224H245ZM257 225V224H256ZM259 225V224H258ZM254 226V225H252ZM184 227V226H183ZM232 227H234L232 225ZM236 227V226H235ZM259 227V226H258ZM263 227V226H262ZM261 227V228H262ZM244 228V226H243ZM242 228V229H243ZM253 228V227H252ZM260 228V227H259ZM260 228V229H261ZM264 228V227H263ZM254 231H256V228ZM258 229V230H260ZM231 230V229H230ZM246 230V227H245ZM263 230V229H261ZM243 232H245L244 230H241ZM249 231V230H248ZM252 231V230H250ZM239 232V231H238ZM261 232V231H260ZM264 232V231H263ZM249 233V232H248ZM254 233V232H253ZM259 233V232H258ZM186 234V236H185ZM230 234V233H229ZM233 234V233H232ZM250 234V233H249ZM255 234V233H254ZM262 233H260L261 235ZM1 235V234H0ZM239 235V234H238ZM251 235V234H250ZM250 235H246V236H250ZM185 236V237H184ZM255 236V235H254ZM257 236V234H256ZM234 237V235H233ZM238 238V236H236ZM260 237V236H259ZM258 237V239H259ZM230 238V237H229ZM228 238V239H229ZM232 238V237H231ZM246 238V237H245ZM251 238V237H250ZM255 238V237H254ZM261 238V237H260ZM262 238H263V234H262ZM261 238V239H262ZM241 238H239L240 240ZM247 239V238H246ZM232 240V239H231ZM243 240V237H242ZM245 240V239H244ZM246 241V240H245ZM244 241V242H245ZM249 241V239H248ZM251 241V240H250ZM249 241V244L251 243ZM258 241V240H257ZM234 241H232L233 243ZM239 244V243H238ZM241 245V244H240ZM245 245V244H244ZM247 245V244H246ZM252 245V243H251ZM258 245V244H257ZM185 247L187 246L186 244L184 245ZM243 246V245H241ZM259 247V245H258ZM263 247V246H262ZM236 249V252L234 253L233 251L229 252L228 249ZM234 249V250H235ZM242 250L241 251V256L240 259L241 262H237L234 258H235V254L237 253V250ZM256 249V248H255ZM260 249H258L257 251H259ZM4 252H6V249L3 250ZM259 254V253H258ZM263 254V253H262ZM237 255V254H236ZM264 258V255H263ZM238 259V257H237Z\"/></svg>",
	"mask_w": 264,
	"mask_h": 264
}]
</instances>
